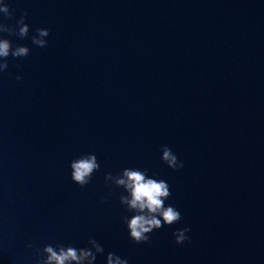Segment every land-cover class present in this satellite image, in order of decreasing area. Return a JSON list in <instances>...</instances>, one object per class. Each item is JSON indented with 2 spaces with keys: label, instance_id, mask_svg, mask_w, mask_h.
<instances>
[{
  "label": "water",
  "instance_id": "obj_1",
  "mask_svg": "<svg viewBox=\"0 0 264 264\" xmlns=\"http://www.w3.org/2000/svg\"><path fill=\"white\" fill-rule=\"evenodd\" d=\"M9 3L3 22L26 10L30 33L4 35L30 54L0 74V264L89 238L95 264H264V0ZM165 145L183 168L162 163ZM88 153L100 169L80 188L70 162ZM124 168L165 180L181 213L150 244L129 240L123 190L105 184Z\"/></svg>",
  "mask_w": 264,
  "mask_h": 264
},
{
  "label": "clouds",
  "instance_id": "obj_2",
  "mask_svg": "<svg viewBox=\"0 0 264 264\" xmlns=\"http://www.w3.org/2000/svg\"><path fill=\"white\" fill-rule=\"evenodd\" d=\"M15 9L11 8L9 0H0V74L9 68V57L18 59L27 57L30 48L24 45H13L12 40L5 37L14 36L20 39L29 37L30 25L25 21L28 13L25 10L15 25L3 22L14 17ZM35 35L30 37L32 44L44 48L48 41L46 37L50 35V29L37 28ZM19 67V65H17ZM21 80V76H16ZM161 161L168 168L176 171L183 168V162L168 147L161 148ZM100 165L95 154H82L70 162V178L72 182L80 188H84L91 182L93 173L99 171ZM153 173L149 176L147 169L124 168L116 175L106 173L105 184L113 186L114 189H122L119 196L120 205L126 213L121 217L122 223L126 225L128 238L134 244H150L151 233L162 227L171 226L182 219L180 211L165 202L170 198L171 191L169 184L163 179L155 178ZM107 198H102L101 203H106ZM189 228L175 230L172 235L177 245L190 243V237L186 235ZM88 247L77 248L72 244H45L42 248H36V264H95L98 255L104 254V247L94 238L87 240ZM29 248L33 245L29 244ZM106 264H128L126 258H121L114 252L107 253Z\"/></svg>",
  "mask_w": 264,
  "mask_h": 264
}]
</instances>
